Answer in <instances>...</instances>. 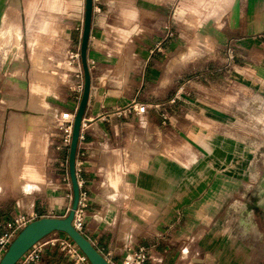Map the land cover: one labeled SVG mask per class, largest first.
I'll return each instance as SVG.
<instances>
[{"label":"crops","instance_id":"0c3cea01","mask_svg":"<svg viewBox=\"0 0 264 264\" xmlns=\"http://www.w3.org/2000/svg\"><path fill=\"white\" fill-rule=\"evenodd\" d=\"M221 1L215 59L204 73L189 61L193 75L182 82L185 65L166 60V0H94L91 90L77 160L89 198L83 233L114 263L141 244L148 264H264V155L258 149L250 168L230 167L226 101L230 87L264 99V0ZM20 2L0 0V37L21 39L18 23L6 26ZM72 2L60 16L64 73L52 94L33 99L41 84L20 69L4 82L0 71V236L21 213L64 217L72 203L59 120L81 98L65 57L80 46L85 0ZM135 103L148 105L146 113ZM230 178L239 179L235 187ZM36 264L71 263L47 245Z\"/></svg>","mask_w":264,"mask_h":264},{"label":"rangeland","instance_id":"374dc122","mask_svg":"<svg viewBox=\"0 0 264 264\" xmlns=\"http://www.w3.org/2000/svg\"><path fill=\"white\" fill-rule=\"evenodd\" d=\"M72 7V0H21L19 11H15V22L12 18L14 13L10 11L6 26L18 23L22 37L18 40L14 33L0 37V71L6 73L4 82H7L14 69H20V73L42 85L41 89L33 88V99H43L55 91L64 73L60 59L64 48L60 35V16L62 11ZM220 9L221 0H166V42L169 47L166 60L175 57L185 65L181 67L182 82H188L190 75H193L188 72L189 61L196 63L191 70L196 68L197 73H204L215 59L217 45L221 43L220 27L224 23L223 18L216 17L221 14ZM43 25L44 29L41 30ZM210 27L211 34L207 32ZM30 30L36 32L37 41L33 46L29 44ZM36 56L40 61H35ZM14 57L20 59V66L12 64ZM232 88H228L229 95L226 96L230 107L228 139L233 156L230 167L239 168L245 164L243 168H250V161L258 149L264 155V99L257 100L259 98L246 88L240 87L238 92ZM1 95L0 86V100ZM244 96L253 100L246 98L244 103ZM229 180L230 186L235 187L239 179Z\"/></svg>","mask_w":264,"mask_h":264},{"label":"water","instance_id":"95a60500","mask_svg":"<svg viewBox=\"0 0 264 264\" xmlns=\"http://www.w3.org/2000/svg\"><path fill=\"white\" fill-rule=\"evenodd\" d=\"M93 13L94 0H85L84 23L80 43L81 63L84 72V87L79 105L75 112L72 138L68 151V167L73 192L71 207L64 217L44 216L29 222L11 241L0 259V264H17L32 246L54 232L66 234L87 256L91 264H113L83 232L76 229L73 225V219L78 208L81 193L76 169L77 152L84 114L86 112L91 90V71L87 52L91 35Z\"/></svg>","mask_w":264,"mask_h":264},{"label":"built area","instance_id":"2783aa9c","mask_svg":"<svg viewBox=\"0 0 264 264\" xmlns=\"http://www.w3.org/2000/svg\"><path fill=\"white\" fill-rule=\"evenodd\" d=\"M228 59L232 60L235 57V50L233 46H229L227 49ZM65 63L70 68L77 78L74 89L82 95L84 87V72L81 63V53L79 45H71L66 51ZM89 63V61H88ZM90 67V63H89ZM132 107L139 114H145L148 105L143 103H135ZM76 109L67 110L61 113L60 116V128L64 133V144L68 147L72 138L73 122ZM80 139H83V134L81 133ZM79 152V151H78ZM77 152V157H78ZM76 169L79 184L81 186L82 180L79 177L80 164L79 160L76 162ZM69 198L72 200L73 192L68 194ZM89 198L85 192L80 193V200L78 208L75 212L73 219V225L76 229L83 232L86 220V209L88 207ZM71 207V206H70ZM69 207V209H70ZM40 218L36 212H26L21 213L14 217L13 220L7 223L6 230L0 236V259L6 249L8 248L11 241L15 238L18 232L23 229L29 222ZM52 236H47L43 240L37 242L32 246L24 256L17 262V264H36L41 260L44 249L47 245L58 246L66 255L67 259L71 264H91L87 256L81 251V249L64 233L54 232ZM103 253V252H102ZM104 256L113 264H148L149 253L146 246L141 244H136L128 247V251L121 262L114 263L109 257V253H103Z\"/></svg>","mask_w":264,"mask_h":264},{"label":"bare ground","instance_id":"6f19581e","mask_svg":"<svg viewBox=\"0 0 264 264\" xmlns=\"http://www.w3.org/2000/svg\"><path fill=\"white\" fill-rule=\"evenodd\" d=\"M9 31V30H8ZM35 55V54H34Z\"/></svg>","mask_w":264,"mask_h":264}]
</instances>
